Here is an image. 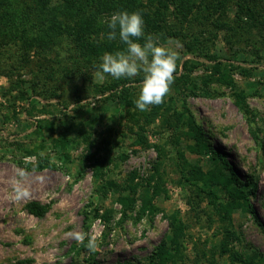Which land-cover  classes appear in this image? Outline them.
Instances as JSON below:
<instances>
[{
	"label": "rangeland",
	"instance_id": "obj_1",
	"mask_svg": "<svg viewBox=\"0 0 264 264\" xmlns=\"http://www.w3.org/2000/svg\"><path fill=\"white\" fill-rule=\"evenodd\" d=\"M228 12L232 18L237 15L234 7ZM255 24L257 26L247 23L235 33L208 29L211 22L204 21V26L195 23L192 30H187L188 34L197 31L195 35L202 41V48L208 46L214 58L225 62L236 60L246 67L249 74L239 71L232 74L236 84L249 94L247 102L256 114L254 122L250 124L247 120L227 85L214 77L203 83V76L215 74L217 78L225 71L223 66L214 74L210 63L195 69L192 76L199 87L197 94L186 97V103L205 130L211 146L225 154L235 172L248 183L246 189H250L249 181L256 182V192L248 201L257 218L246 209H237L231 224L222 221L214 205L208 203L207 195L201 200L203 213L195 217L185 197L189 190L175 183L180 174L175 164L177 147L170 141L171 132L158 117L145 125L147 146L134 144V135L122 137V129L133 124L127 109L142 114L153 106L140 111L135 103L128 107L124 101L104 99L95 93V84L105 80L99 71H88L90 77L86 79L79 75L70 77V74L57 78L49 83L55 95L48 99L38 97L31 105L28 100L15 99L10 94L5 96L9 78L0 74V264H70L73 260L78 264H148L149 254L169 230L164 211L176 209L189 224L183 258L176 264H231L228 254L220 253L226 227L234 232L229 236L231 247L264 264V19ZM200 30L204 33L200 34ZM163 46L176 53V63L189 52L184 41L179 39H169ZM2 52V64L6 68L13 67L19 58L18 46L6 45ZM66 54L63 51L60 56L64 58ZM71 61L67 58L62 66L71 67ZM31 67L34 68L30 65L22 69L24 78H31V73L25 71ZM140 85L141 82L135 86L137 93ZM27 91L31 92L30 88ZM171 92L170 86L168 95ZM251 127L259 130L260 143L254 140ZM175 128L178 146L189 162L208 169L210 158L187 149L193 140L179 134L182 126L176 123ZM89 140L91 153L112 159L107 174H114L119 182L126 181L128 174L136 170L135 180L147 183L158 158L155 145H163L168 151L163 162L168 196L163 191L155 196L154 202L164 211L158 210L151 222L145 215L135 222L141 205L138 200L136 209L128 212L129 217L119 223L122 214L117 194L101 193L103 179L95 176L94 159L86 160ZM122 153L129 154L128 158L121 160ZM40 156H48L55 166L39 167ZM20 171L25 173L23 177ZM17 189L26 195H19ZM218 193L225 195L223 190ZM32 201L49 205L44 216L38 217L28 211L27 206ZM93 206L99 207L100 212L106 208L114 210L110 228L106 230L99 218L92 219L85 236L86 249L79 254L73 253L72 246L81 242L75 237L82 235L85 212ZM89 238H94L93 248L88 247Z\"/></svg>",
	"mask_w": 264,
	"mask_h": 264
},
{
	"label": "trees",
	"instance_id": "obj_2",
	"mask_svg": "<svg viewBox=\"0 0 264 264\" xmlns=\"http://www.w3.org/2000/svg\"><path fill=\"white\" fill-rule=\"evenodd\" d=\"M232 7L237 10L235 18L228 12ZM121 10L140 12L144 18L146 35H152L160 44L165 45L172 38L179 39L184 41L186 45L184 47L189 52L186 58L176 63L170 95L167 94L161 104L153 105L150 111L142 114L128 108L127 115L133 120V124H128L122 129L120 135L122 137L134 135L133 143L145 147L149 144L145 125L155 122L160 117L161 124L171 132L169 134L171 143L177 147L175 164L180 176L175 183L189 190L185 197L193 215L198 218L203 213L201 200L207 195L208 203L214 205L222 221L231 224L234 211L237 209H246L257 218L248 201V197L256 192V182L249 181L250 189H246L248 183L235 172L225 154L211 146L205 130L196 121L186 103V97L191 93L197 94L196 89L199 87L192 76L195 69L210 63L213 67L210 70L213 73L223 66L225 71L220 72L217 78L213 73V76L212 74L203 76L202 81L208 83L211 81L210 77H214L218 82L227 85L235 103L252 124L256 114L248 105L249 94L236 84L232 74L239 71L247 75L249 72L236 60L225 62L211 56L208 46L202 48V41L195 35L197 31L188 34L187 30H192L195 23L204 26V21L211 22L208 29H224L235 33L239 27H245L247 23H254L257 26L255 23L264 19V0H0V54L9 44H16L19 48V58L12 64L13 67L6 68L0 59V74H5L9 78V86L4 95L10 94L15 99L28 100V105H31L38 97L48 99L49 96H54L55 93L49 88V83L55 82L63 75L70 74V77L79 75L84 79L90 77L89 72L98 71L99 57L105 51H115L123 47L118 40L107 41L103 37L105 28L101 24L102 19ZM201 18L203 20H200ZM199 32L204 33L201 30ZM184 38L189 40L186 41ZM63 51L67 53L64 58L60 56ZM4 54L10 55L6 52ZM67 58L72 59L71 67L62 66V62ZM30 65L34 68L25 71L32 76L26 79L21 71ZM141 80V76L116 80L105 75L104 82L95 84V93L104 99L121 100L128 107H133L134 98L138 94L135 86ZM27 83L30 84L25 88ZM29 88L31 92L27 91ZM176 123L183 128L179 130V134L193 140V144L187 146V149L197 154H206L210 158L208 169L189 162L184 150L179 148L177 143L179 139L174 132ZM250 131L254 140L260 143L259 130L251 127ZM91 144L89 140L86 146L88 150L85 153L86 160L94 159L95 176L103 179L101 193L106 195L108 191H112L117 194L116 201L121 205L122 214L119 223L129 217L128 212L136 209L138 200H141V205L137 210L135 222L144 215L151 222L158 210L164 211L154 202L155 196L163 191L168 196L164 175L166 166L163 165L164 158L168 157V151L163 145H155L158 158L153 163V173L147 179V183H143L142 180H135L138 175L136 170L131 171L124 182H119L114 174H107V171L111 170L109 164L112 159L107 155L97 157L96 152L91 153ZM128 156L129 154L122 153L119 158L124 160ZM38 166L43 168L55 164L48 156H40ZM218 190H223L225 195L221 196ZM27 209L31 214L41 217L48 211L49 205L32 201ZM85 213L86 223L82 231L84 239L71 249L77 254L86 249L85 236L90 221L99 218L107 230L110 228L114 210L106 208L104 212H100L99 207L93 206L92 210ZM180 213L179 209L172 212L164 211V216L169 222V230L149 254L148 264H176L183 258L184 239L189 224L184 222ZM225 233L227 234L220 243V253L228 254L231 264L260 263L229 245V236L234 235L232 230L226 227ZM70 264L78 262L73 260Z\"/></svg>",
	"mask_w": 264,
	"mask_h": 264
},
{
	"label": "clouds",
	"instance_id": "obj_3",
	"mask_svg": "<svg viewBox=\"0 0 264 264\" xmlns=\"http://www.w3.org/2000/svg\"><path fill=\"white\" fill-rule=\"evenodd\" d=\"M107 41L118 40L123 45L115 51H105L99 57L97 69L103 76L113 79H133L141 76L135 107L144 111L159 105L170 90L174 80L176 53L160 44L155 37L145 33L143 15L138 11L121 10L101 20ZM23 177L25 173L19 172ZM19 195L26 192L17 189ZM78 241L84 236L76 234ZM95 246L94 238L88 239V247Z\"/></svg>",
	"mask_w": 264,
	"mask_h": 264
}]
</instances>
